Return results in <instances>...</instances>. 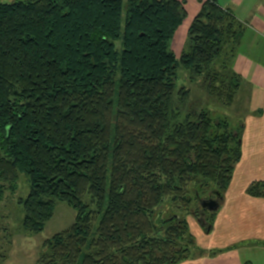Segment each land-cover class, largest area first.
<instances>
[{"label": "trees", "instance_id": "trees-1", "mask_svg": "<svg viewBox=\"0 0 264 264\" xmlns=\"http://www.w3.org/2000/svg\"><path fill=\"white\" fill-rule=\"evenodd\" d=\"M187 16L184 0L0 2V200L25 172L29 234L58 201L76 211L38 264H180L195 242L188 215L212 231L217 211L202 207L201 190L224 197L242 128L205 109L174 123L171 107L182 65L234 102L239 77L214 63L244 30L219 0H202L177 57L171 42ZM248 189L264 196V181Z\"/></svg>", "mask_w": 264, "mask_h": 264}, {"label": "crops", "instance_id": "crops-1", "mask_svg": "<svg viewBox=\"0 0 264 264\" xmlns=\"http://www.w3.org/2000/svg\"><path fill=\"white\" fill-rule=\"evenodd\" d=\"M184 1L188 16L180 27L185 25L184 34L188 37L202 0ZM219 1L224 9L233 12L244 30L240 43L228 39L223 54L214 63L215 71L224 77H239L240 87L234 103L239 105V111H243L242 157L235 165L232 182L217 210L213 229L205 233L209 239L206 250L223 251L216 255L206 253L180 264H264V196H253L248 189L252 184L264 181V0ZM182 43L184 41L171 47L177 57L185 50ZM216 235L224 240L220 246H213L211 242Z\"/></svg>", "mask_w": 264, "mask_h": 264}, {"label": "rangeland", "instance_id": "rangeland-1", "mask_svg": "<svg viewBox=\"0 0 264 264\" xmlns=\"http://www.w3.org/2000/svg\"><path fill=\"white\" fill-rule=\"evenodd\" d=\"M11 1L14 0H0L3 3ZM185 30V25L180 27L176 39L171 43V47L178 43L181 44L182 41H184L181 45L183 48L188 46L189 38L187 35L185 36ZM211 71L213 70L211 69ZM177 74L176 90L171 107V122H181L189 112L196 111V109H205L209 110L213 119L226 118L230 121L233 130H239L242 125L241 115L243 113V111L238 110L239 105H235L234 102V104L226 105L211 96L208 93L207 84L204 83L205 76H196L194 79H191L192 73L183 65L178 68ZM183 87L191 90L184 99L179 93ZM18 178L15 191H7L4 198L0 200V264H38L41 255L45 252V241L60 231L71 227L76 216V211L67 203L58 201L54 208V216L47 222L43 231L35 235L29 234L22 225L25 213L23 205L19 201L30 193L31 180L25 172H20ZM201 191L204 198L217 197L214 194L212 195L213 191L210 188H205ZM222 202L223 199L220 200L221 204ZM193 204L192 206L195 208L200 206L196 201ZM207 215H209L208 217L212 216L209 213ZM202 219H204L203 216ZM188 220L191 234L187 236V240L190 241V238H192L195 242L192 244V247L190 246L191 251H189V256L191 257L186 260L202 257L206 253L211 254V251L205 248L209 240L205 236V233H210V231L208 232L201 225V220L199 221L191 213L188 215ZM222 241H224L223 238L216 235L211 242L213 246H220L222 245Z\"/></svg>", "mask_w": 264, "mask_h": 264}, {"label": "water", "instance_id": "water-1", "mask_svg": "<svg viewBox=\"0 0 264 264\" xmlns=\"http://www.w3.org/2000/svg\"><path fill=\"white\" fill-rule=\"evenodd\" d=\"M216 196H217L216 198L215 197L208 199L203 198L201 199L200 204L204 209H207L210 212L217 211L221 207L220 200L223 199V196L219 191L216 192Z\"/></svg>", "mask_w": 264, "mask_h": 264}]
</instances>
